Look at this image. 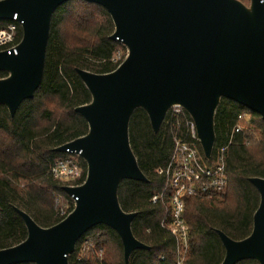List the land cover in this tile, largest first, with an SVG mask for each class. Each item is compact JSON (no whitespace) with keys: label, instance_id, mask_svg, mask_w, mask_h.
Returning <instances> with one entry per match:
<instances>
[{"label":"water","instance_id":"obj_1","mask_svg":"<svg viewBox=\"0 0 264 264\" xmlns=\"http://www.w3.org/2000/svg\"><path fill=\"white\" fill-rule=\"evenodd\" d=\"M69 0H0V21L16 16L21 39L16 53L0 50V106L11 117L40 86L51 17ZM102 6L114 30L110 39L127 50L111 72L76 73L90 102L74 110L87 123L85 135L56 147L78 154L86 165L83 182L62 190L73 209L50 227L39 226L15 207L26 228L20 243L0 249V264H68V256L88 230L104 225L119 237L127 264L135 250L149 249L136 239L118 201L123 180L147 182L129 143V122L142 109L157 133L172 107L192 119L208 160L215 143L214 115L222 98L264 120V0H83ZM249 181L259 195L252 229L240 240L217 231L224 247L220 264L254 260L264 264V178Z\"/></svg>","mask_w":264,"mask_h":264},{"label":"trees","instance_id":"obj_2","mask_svg":"<svg viewBox=\"0 0 264 264\" xmlns=\"http://www.w3.org/2000/svg\"><path fill=\"white\" fill-rule=\"evenodd\" d=\"M5 23L0 21V27ZM113 30L109 14L98 4L69 0L59 6L51 17L40 86L31 99L20 104L13 117L0 106V249L26 237L25 225L15 207L28 213L41 227L63 219L54 200L58 195L69 200L62 190L68 183L54 180L48 171L57 159L66 157V153L54 149L88 131L86 121L74 110L91 99L76 69L108 73L122 61H113L119 49L125 50L121 43L110 39ZM21 35L17 26L16 41ZM5 76L0 72V78ZM245 110L250 117L241 123L248 127L230 139L232 128L239 123L237 116ZM190 120L184 110L178 114L168 111L154 133L142 109H136L130 118V147L148 181L123 180L118 201L123 211L137 212L131 223L132 233L150 248L135 250L127 264H175L173 239L160 227L165 207L152 204L150 199L163 187L156 169L167 162L173 136L190 140L186 124ZM214 132L212 154L225 147L227 186L219 196L185 199L183 218L189 231V250L184 264H220L224 247L217 231L234 240L245 238L251 232L252 217L259 204L258 192L249 179L264 178V120L222 98L214 115ZM79 160L80 184L86 165ZM68 264H125L118 235L104 225L91 228L77 241ZM236 264L258 263L243 260Z\"/></svg>","mask_w":264,"mask_h":264},{"label":"built area","instance_id":"obj_3","mask_svg":"<svg viewBox=\"0 0 264 264\" xmlns=\"http://www.w3.org/2000/svg\"><path fill=\"white\" fill-rule=\"evenodd\" d=\"M17 26L20 27V23L14 16L12 20L0 27V50L16 53V45L19 42L16 41ZM117 60L116 57L113 59V61ZM181 110L183 109L175 106L169 111L172 114H178ZM249 117L248 110L237 116L239 123L232 128L230 139L234 134L241 133L248 127L247 123L241 122L248 121ZM186 124L190 140L177 135L173 136V146L167 162L156 169V174L163 181V187L150 199L152 204L160 203L165 207L166 216L160 221V227L173 239L175 264H184L189 250V231L183 218L185 199L219 196L227 186L226 162L223 154L225 147L218 148L214 155L212 150L211 158L208 160L199 149L200 145L192 119ZM65 153L68 156L57 159L50 166L48 173L54 180L62 183L71 181L72 183L67 185L77 186L79 185L77 180L82 174L80 156L68 151ZM68 197L73 209L76 199ZM59 202L60 195L55 197L56 207ZM58 209V214L63 218L69 213H64L61 208ZM87 242L85 241V244H88ZM161 259L164 258L161 257Z\"/></svg>","mask_w":264,"mask_h":264},{"label":"rangeland","instance_id":"obj_4","mask_svg":"<svg viewBox=\"0 0 264 264\" xmlns=\"http://www.w3.org/2000/svg\"><path fill=\"white\" fill-rule=\"evenodd\" d=\"M240 1L243 2L245 5H249V2H250V0H240ZM126 54H127L126 48H125V50L119 49L116 52L115 57L117 59L123 60L125 58ZM65 155L67 156V154H65ZM67 183H72V182L70 181ZM65 184H66V182H65ZM57 208H61L62 211H64V213H65V212H68V210L71 208V204L69 203V201L67 199H65L63 196L60 195V202L57 205ZM96 255L99 257L100 253H96Z\"/></svg>","mask_w":264,"mask_h":264}]
</instances>
